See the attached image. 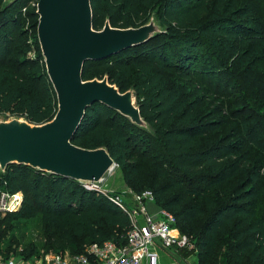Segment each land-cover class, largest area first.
<instances>
[{"label":"trees","instance_id":"obj_1","mask_svg":"<svg viewBox=\"0 0 264 264\" xmlns=\"http://www.w3.org/2000/svg\"><path fill=\"white\" fill-rule=\"evenodd\" d=\"M2 2L0 114L46 122L57 100L37 40L38 0ZM91 7L94 29L106 18L113 27H138L156 12L165 32L87 61L82 71L83 79L107 75L122 92L133 87L150 131L94 103L72 143L105 146L133 192L151 191L154 204L173 214L200 264H264V0H91ZM156 67L195 79L208 96L190 100ZM210 95L207 110L198 111ZM228 122L230 132L213 139ZM231 181L237 184L223 187ZM2 191L21 192L23 200L0 217L1 260L13 243H22L24 260L39 254L38 244H25L15 233L29 220L40 226L41 248L67 247L71 254L92 242L122 245L131 228L129 217L101 193L25 165L0 172Z\"/></svg>","mask_w":264,"mask_h":264},{"label":"water","instance_id":"obj_2","mask_svg":"<svg viewBox=\"0 0 264 264\" xmlns=\"http://www.w3.org/2000/svg\"><path fill=\"white\" fill-rule=\"evenodd\" d=\"M14 1L3 0L2 6ZM36 14L37 40L57 110L43 123L0 114V172L18 164L82 185L101 183L117 166L108 149L72 143L86 110L100 103L143 130L150 127L141 116L133 87L122 92L107 75L83 79V66L144 44L165 27L152 12L138 27H113L106 18L101 29H94L91 0H38Z\"/></svg>","mask_w":264,"mask_h":264},{"label":"built area","instance_id":"obj_3","mask_svg":"<svg viewBox=\"0 0 264 264\" xmlns=\"http://www.w3.org/2000/svg\"><path fill=\"white\" fill-rule=\"evenodd\" d=\"M86 190L97 191L124 212L130 219L131 228L126 234L125 243L117 245L113 241L92 242L80 254H47L41 264H157V249L169 250L181 255L184 250L193 249L189 238L176 227L172 213L159 208L157 214H150L146 202H153L149 190L141 193L127 191L107 193L98 184L83 185ZM23 200L21 192L9 194L0 192V210L14 211L20 208ZM0 264H31L28 261L8 258Z\"/></svg>","mask_w":264,"mask_h":264},{"label":"rangeland","instance_id":"obj_4","mask_svg":"<svg viewBox=\"0 0 264 264\" xmlns=\"http://www.w3.org/2000/svg\"><path fill=\"white\" fill-rule=\"evenodd\" d=\"M253 18L257 20L256 15H254ZM25 29L27 30V35L34 34L33 25L31 22L26 23ZM31 38L32 37L30 36L29 37L30 42H31ZM28 55L31 57L35 56L34 52H32V51L29 52ZM155 69L164 73L168 82L170 84H172V86L175 88L179 87L181 89V92L183 94H185L186 96H188V98L190 100H192V99L196 100L197 98L200 99V96L202 94H203V96H205V98H206V96H208L205 93L204 89H199V90L197 89L198 82L195 79H192V80L187 79L183 76H180L179 74H177L175 72H168V71H165V70L157 68V67ZM211 98H213V95H210V97L208 99L202 100L201 106H199L198 111L199 110L203 111V112L206 111L207 108H205L204 106L207 104V100L210 101ZM2 115H9V114H2ZM215 116L219 117L220 115L215 114ZM232 125L233 124L228 122L223 127H221L217 133H215L211 137L213 139H216V138L220 137L221 134H228L231 130ZM243 149L246 151H249V153L252 157L258 156L260 158V160L263 159L260 155L257 154V151H255L250 146L244 144ZM262 163H264V159H263ZM235 184H237V181H231V182H227L226 184H224L223 187L226 189H229L232 186H234ZM98 186L100 188H102V190H104L107 193H120L124 190L125 191H134L132 189V187H130L125 182L124 172L120 168H118L117 166L105 177V179L101 183H98ZM4 214H5V212L0 210V217H3ZM34 221L35 220H29L24 225H18V230L15 231V233H16V236L18 238L22 239L25 244L26 243L38 244L37 248L39 249V254H32L28 257V259L24 260V255L21 254L22 248H23V246L21 245L22 243L21 244L13 243L12 244L13 250L9 254V256L6 258H14V259H18V260H24V261L30 262L31 264H36V263L41 264V260L47 254H56V253H58V254L60 253L61 255L71 254L67 247H65L63 249H58V250L52 249L49 251H47L46 248H41L40 244H44L45 240H42V241L39 240V234H40L41 229H40L39 225L34 223ZM86 244H87V242H85L84 245H86ZM192 246H193V244H192ZM187 252H185V253L187 254ZM181 255H182L181 260L185 261L184 262L185 264H200L196 250L191 249V251L188 252V255H183V254H181Z\"/></svg>","mask_w":264,"mask_h":264},{"label":"crops","instance_id":"obj_5","mask_svg":"<svg viewBox=\"0 0 264 264\" xmlns=\"http://www.w3.org/2000/svg\"><path fill=\"white\" fill-rule=\"evenodd\" d=\"M126 192L127 191L124 190L121 193H124V195H125ZM145 207H146L147 211L152 215L157 214L159 211V207H157L152 202H146ZM156 252L158 254L157 255V264H185L184 263L185 261L181 260L182 255L173 254L169 250L163 249L161 247H159ZM36 264H40V263H36Z\"/></svg>","mask_w":264,"mask_h":264}]
</instances>
